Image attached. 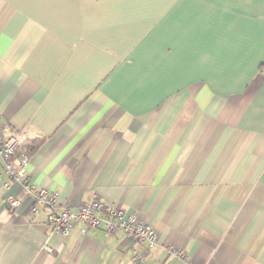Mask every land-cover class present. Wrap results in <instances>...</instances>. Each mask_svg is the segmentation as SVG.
<instances>
[{
  "label": "crops",
  "instance_id": "0c3cea01",
  "mask_svg": "<svg viewBox=\"0 0 264 264\" xmlns=\"http://www.w3.org/2000/svg\"><path fill=\"white\" fill-rule=\"evenodd\" d=\"M0 129L157 236L55 232L0 159V264H264V0H0Z\"/></svg>",
  "mask_w": 264,
  "mask_h": 264
},
{
  "label": "built area",
  "instance_id": "2783aa9c",
  "mask_svg": "<svg viewBox=\"0 0 264 264\" xmlns=\"http://www.w3.org/2000/svg\"><path fill=\"white\" fill-rule=\"evenodd\" d=\"M18 144L17 137L6 136L0 129V159L3 161L5 172L10 176L13 183L21 186L28 196H33L36 203L51 207L48 223L55 232L67 235L82 224L83 233L91 227H102L107 232L122 229L135 237L141 244L143 242H148L150 245L155 244L157 236L152 224L137 221L134 215H127L123 208L107 204L97 194L91 201L83 203L76 210L70 208L56 210L58 195L47 188L37 186L31 181L27 169L29 157L24 153H18ZM1 179L2 174L0 172ZM4 186L8 188V183L5 182ZM6 202L13 208H19L22 204V200L12 194L6 196ZM37 211V206L33 205L31 212L36 213ZM133 264H145L142 253L136 252Z\"/></svg>",
  "mask_w": 264,
  "mask_h": 264
},
{
  "label": "trees",
  "instance_id": "16d2710c",
  "mask_svg": "<svg viewBox=\"0 0 264 264\" xmlns=\"http://www.w3.org/2000/svg\"><path fill=\"white\" fill-rule=\"evenodd\" d=\"M26 150V151H25ZM17 151L18 153H21V151H24V152H28V149H27V144H18L17 145Z\"/></svg>",
  "mask_w": 264,
  "mask_h": 264
}]
</instances>
